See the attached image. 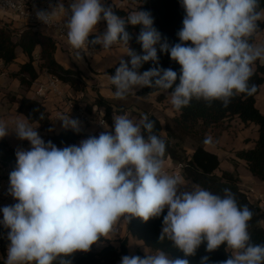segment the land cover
I'll return each instance as SVG.
<instances>
[{
    "label": "clouds",
    "instance_id": "1",
    "mask_svg": "<svg viewBox=\"0 0 264 264\" xmlns=\"http://www.w3.org/2000/svg\"><path fill=\"white\" fill-rule=\"evenodd\" d=\"M179 2L186 15L175 44L162 38L151 12L140 7L125 18L106 0H71L67 9L60 3L51 11L36 10L35 15L48 25L58 11L67 12L64 28L78 62L90 46L126 47L110 76L116 99L144 87L171 90L170 103L180 111L193 99L208 105L219 101L227 107L237 95H253L257 91V85L250 84L253 65L264 60V46L250 42L258 21L264 19L260 0ZM101 21L106 29L94 35ZM129 25L140 29L136 41L142 54L129 46ZM158 51L178 63L180 72L160 67ZM147 62L155 66L141 72ZM59 120L64 129L81 131V122L71 115ZM37 128L27 118L15 120L12 129L0 120V139L15 132L31 145L16 152L17 167L9 176L8 192L17 202L0 209V225L9 230L5 264H71L73 254L89 252L114 234L118 223L128 224L132 218L148 222L165 209L159 239L170 241L186 257L194 256L206 242L208 252L221 245L231 250L219 264H264V244L254 243L248 230L252 211L240 206L230 189L221 196L198 185L188 188L180 176L166 173V142L146 115L139 123L126 115L115 116L112 128L62 148L46 143ZM210 142L206 138L205 143ZM207 260L203 257L202 264ZM121 264L189 261L169 258L156 249L145 250L143 258L125 255Z\"/></svg>",
    "mask_w": 264,
    "mask_h": 264
},
{
    "label": "trees",
    "instance_id": "2",
    "mask_svg": "<svg viewBox=\"0 0 264 264\" xmlns=\"http://www.w3.org/2000/svg\"><path fill=\"white\" fill-rule=\"evenodd\" d=\"M127 1L133 4L138 0ZM139 7L140 10L151 12L154 18V27L162 34V38L166 37L169 44L179 42L177 32L183 27L182 22L186 15L179 0H140L135 10ZM260 8L264 10V0H260ZM113 9L118 15L125 18L130 13L125 9ZM258 24L259 29L257 32L264 28V23L258 22ZM126 30L132 37L129 46L137 53L142 54L141 45L136 41L140 31L139 27L129 25ZM14 34L11 30L0 29V60L5 66L15 63L18 48L28 57V61L22 64L17 72L11 73V77L17 79L21 87L29 89L39 78V74L45 71L59 77L62 83L69 86L74 92L85 91L86 85L83 74L78 70L65 69L56 61L57 47L50 36L41 32L25 30L14 40ZM250 42H254V37ZM100 47V45L90 46L92 49H99ZM38 49L37 58L35 52ZM158 56L160 67L164 69L171 68L177 73L180 72L181 66L173 62L168 54L158 51ZM128 59L129 57H126L125 60ZM154 66L152 62H147L143 64L140 71L149 70ZM115 68L108 70L107 74L109 76L114 75ZM263 83L264 64L257 63L250 79V84L257 85V91L253 95H237L227 107L219 101H214L211 105H208L202 100L193 99L189 106L178 111L179 115L173 119L171 124L166 125V137L161 135L164 129L161 122L154 116H147L150 120L155 121V133L166 142L165 160L169 158L173 163H182L184 165V176L190 179L195 186L198 185L221 196L224 194V189H230L238 204L240 206L246 205L252 211L253 216L249 221L248 230L252 241L258 244H264V228L261 225V220L264 218V209L252 203L249 192H245L240 188L239 176L236 173L221 170L219 157L207 151L204 146L207 144L205 143L206 138H209L208 132L223 127L227 120L237 118L244 124L258 125V139L254 147L249 150H240L235 155L246 162L247 170L253 177L264 183V112H260L256 108V96L259 94ZM112 90L115 91L114 86H112ZM167 93L170 94L171 90L159 91L144 87L136 95L140 97L156 95L157 102L162 103L166 100L165 94ZM131 96L132 94H129L126 99ZM10 100L18 103V114L23 115L30 123H38L41 129L48 134L44 138L46 143L51 141L57 147L62 148L75 145L79 140L93 136L81 131L76 133L71 129H65L59 134H51L49 113L40 102L27 97L17 99L14 96H11ZM93 107L103 108L105 118L111 125L115 114L124 111V109H114L112 102L101 97L97 98L91 105H87L86 110L91 112ZM41 113H43L44 119H40ZM189 138L195 141L196 146L193 153L187 156L179 141ZM0 160L9 166L11 171H14L17 167L16 151L5 141H0ZM166 214L167 210L160 217L153 218L148 222H143L140 218H132L127 225V230L134 239L143 242L147 248L153 251L156 249L162 250L171 258L187 259L189 264H202L203 257H208L206 264H219V262L230 257V251H226L225 245H221L215 251L208 252L206 251L205 242L197 249L194 256L186 257L170 241L161 242L159 236L162 230L163 215ZM8 231V229L0 228V234L2 235H6ZM103 242H106L104 238L99 243ZM97 244H94L87 253L77 252L73 254L70 257L71 264H117L123 256L129 255L126 240L121 241L118 249L108 244L102 250L96 251L95 246ZM137 255L143 258L140 253ZM54 264H58V262H54Z\"/></svg>",
    "mask_w": 264,
    "mask_h": 264
},
{
    "label": "crops",
    "instance_id": "3",
    "mask_svg": "<svg viewBox=\"0 0 264 264\" xmlns=\"http://www.w3.org/2000/svg\"><path fill=\"white\" fill-rule=\"evenodd\" d=\"M139 1L140 0L133 3L132 5H130V3H127L126 0H106V3H109L113 8L128 10V7H130V9L134 11ZM258 22L264 23V19ZM97 27L98 29L94 33V35L99 34V32H103L106 29V23L104 21H101ZM21 28L22 26L20 23L14 24V29L16 31L18 30V32H20ZM253 43L258 46H264V28L254 35ZM125 52L126 47L123 44L114 45L109 50H105L100 47L99 49H95L93 52H91L87 57L82 55V60L78 62L75 58H71L69 54H67L63 50L57 49L55 53L56 61L65 69L80 71L83 74L84 83L86 85L84 92L76 93L71 90L69 86L63 84L61 87L63 96L67 99L72 98L76 100L77 107H82L85 109L87 105H91L97 98L101 97L107 101L112 102V104L114 105V109L125 110V112L115 114V116L131 115L137 118L138 123L145 115L154 116L161 122V119L158 118L157 113L161 110L160 107L166 104H164V102H157L156 95H151L149 97H140L136 95L137 92H139L141 89L138 88L136 92L132 93V96L128 99L121 100L114 98V91L112 90V85L110 84V76L107 74V72L108 70L117 67L119 58L125 55ZM35 53V56L37 55L36 57L38 58L39 49ZM126 57L127 56H124V59H126ZM27 61L28 57L23 53H21L19 62L16 67L12 65L5 66L0 60V77L7 78L5 83L0 86V120H4L9 125V128L12 129L14 128L15 120L25 118L23 115L17 113L18 103L11 102L10 97L14 96L17 99L27 97L36 100L46 108L49 113L52 132L51 134H59L60 132L65 130L62 127V121L59 120V118H61L62 116L71 115L72 118L78 119L80 121L76 113L68 111L65 106L66 102H64L63 97H57L52 93L48 94L44 98H38L35 96L34 91L37 85L39 83H44L47 80V75L44 71L39 74V78L29 89L21 87L20 82L17 79H13L12 82H10L9 76L11 75V73L17 72L20 66ZM257 63L262 65L264 64V60H257L253 65L254 70L256 69ZM14 87L17 89V91L15 92L12 91ZM165 95L167 97L166 100L168 101V97H171V95L168 93ZM256 108L260 112H264V85L262 86L259 94L256 97ZM97 110L101 111L104 114L103 108H98ZM172 110L174 112L169 116V118L165 120V125L161 122L164 128L162 132H165L167 123L171 124L173 119L179 115L178 111L175 110L173 106ZM58 114L60 116H58ZM31 124L33 127L38 126L37 131L43 139L48 135L45 131L41 130V127L38 123ZM258 130L259 127L256 124H244L239 119L233 118L231 120H227L224 123L223 127L215 128L208 132V137L210 138L211 142L207 143L204 148L219 157L221 161V170L238 174L240 180L242 181V185L243 180H248V182L252 184L251 186L254 185V182L251 176H243L242 170L247 169L246 162L237 158L235 154L240 150H249L254 147L255 142L258 139ZM81 132L93 136H98L101 132H103V130L97 127L96 124L85 123L83 125L81 124ZM12 133L15 134V132H10L9 135L4 137L3 139H0V141L7 142L17 152V147L15 145H11L9 141L10 135ZM161 135L163 137H166V135H163L162 133ZM82 140L84 139L79 140L75 145H79L80 141ZM22 146L23 144L20 143L19 147ZM175 165L176 164L173 163L169 158L165 160V167H173ZM180 177L184 182V186L188 188H192L193 186H195L190 179L184 176L183 173ZM262 185L258 187V189L260 188L259 190H264V183H262ZM127 225L128 224L124 222L118 223L116 225L118 227V232L115 235H109V237L105 238L106 242L97 244L95 246V250L99 249L96 251H100L108 244L118 249L120 247L119 241L126 240L127 251L130 256L140 253L144 257V247L146 246L143 244V242L134 239L129 234ZM166 255L171 258V256H169L168 254Z\"/></svg>",
    "mask_w": 264,
    "mask_h": 264
},
{
    "label": "built area",
    "instance_id": "4",
    "mask_svg": "<svg viewBox=\"0 0 264 264\" xmlns=\"http://www.w3.org/2000/svg\"><path fill=\"white\" fill-rule=\"evenodd\" d=\"M70 2L71 0H0V29H8L15 32L14 24L20 23L23 29H21L20 32H17V36L25 30L41 32L50 36L55 41L57 49L63 50L74 59V50L68 43L66 29L64 28V24L68 18L67 12L58 11L53 17L52 22L48 25L40 23L35 15L36 10L51 11L53 7L60 3H63L67 9ZM94 50L95 49L89 47L86 53H81V55L87 57ZM46 75L47 80L44 83H39L34 91L36 97L44 98L50 93L60 98L63 97L68 111L76 113L82 125L85 123L96 124L97 127L103 131H105V128L107 127L112 128L113 124L111 125L107 121L105 115L101 111H98L97 107H94L91 112H87L85 108L77 107L76 100L72 98L67 99L63 96L61 90L63 83L60 78L47 72ZM58 116L60 115L58 114ZM183 169L184 165L182 163H178L173 167L164 168L166 173L178 176L182 175ZM11 172L10 167L0 160V209L17 202L8 192L10 186L9 176ZM249 195L250 197L255 196L252 189H249ZM2 219L3 213L0 211V220ZM0 228H4L3 225H0ZM117 232L118 227L116 226L115 233L110 235H115ZM8 244L9 241L7 239V234H0V264H5Z\"/></svg>",
    "mask_w": 264,
    "mask_h": 264
},
{
    "label": "rangeland",
    "instance_id": "5",
    "mask_svg": "<svg viewBox=\"0 0 264 264\" xmlns=\"http://www.w3.org/2000/svg\"><path fill=\"white\" fill-rule=\"evenodd\" d=\"M120 1H123V0H120ZM126 2L128 3V1L126 0ZM130 5H132V4H130ZM128 12H132V10L130 9V7H128ZM17 24V23H16ZM21 29H23V28H21ZM17 32H18V30L17 31H15L14 33V40H16L17 39ZM21 50L18 48L17 50H16V55H17V59H16V61H15V63H13V64H11L12 66H17V64H18V62H19V57H20V55H21ZM36 64V63H35ZM11 65H9V66H11ZM45 72V71H44ZM46 73V72H45ZM14 78L13 77H11V75L9 76V80H10V82H12V80H13ZM7 80V78H4V77H0V86L3 84V83H5V81ZM264 85V83L261 85V87H260V90H261V88H262V86ZM23 90V89H22ZM12 91L13 92H15V91H17V89L14 87L13 89H12ZM260 92V91H259ZM257 97V96H256ZM167 99V98H166ZM169 100H171V97H168V101L167 100H165L164 101V104H166V105H164V106H161L160 108H161V110L157 113V116H158V118H160L161 119V122H162V124H164L165 125V120L167 119V118H169V116L170 115H172V113L174 112L173 110H172V105H171V103H170V101ZM122 112H125V110L124 111H121V113ZM128 118H130V119H132L134 122H136V123H138V120H137V118H135V117H133V116H131V115H129V116H127ZM168 124V123H167ZM42 130V129H41ZM43 131V130H42ZM162 134L163 135H166V132H162ZM9 141H10V144L11 145H15L16 147H17V150H29L30 149V147H31V145H30V143L28 142V141H26V140H20L17 136H16V134H14V133H12L11 135H10V138H9ZM20 143H22L23 144V146L22 147H19V144ZM174 143H175V141H174ZM179 143L181 144V148L186 152V154H187V156H190L191 154H192V151L194 150V148H195V146H196V143H195V141L193 140V139H185V140H182V141H179ZM10 146V145H9ZM11 147V146H10ZM12 148V147H11ZM15 150V149H14ZM175 164H178V163H175ZM242 174H243V176H245V175H248V176H251V178H252V180H253V182H254V185H258V186H251L252 184L250 183V182H248V180H243V185H242V181L240 180V188L243 190V191H245V192H249V189H252L253 190V193H255V196L253 197V196H251V198H250V200H251V202L252 203H254L255 205H259L261 208H263L264 209V190H259L258 189V187L259 186H261L262 185V183H261V181L259 180V179H257V178H255V177H253L252 176V174L246 169V170H242ZM238 175V174H237ZM263 186V185H262ZM257 198H259V199H257ZM258 200H261V201H258ZM261 225H262V227L264 228V218L261 220ZM105 239V238H104ZM120 242V244H121V240L119 241ZM145 248V250H147L149 253H154L155 251H153V250H151V249H149V248H147V247H144ZM96 250H99V249H96ZM230 252H231V250H229ZM117 264H121V261H119Z\"/></svg>",
    "mask_w": 264,
    "mask_h": 264
}]
</instances>
